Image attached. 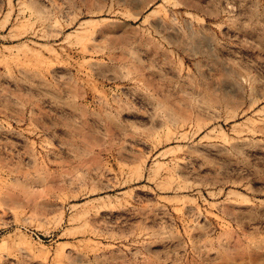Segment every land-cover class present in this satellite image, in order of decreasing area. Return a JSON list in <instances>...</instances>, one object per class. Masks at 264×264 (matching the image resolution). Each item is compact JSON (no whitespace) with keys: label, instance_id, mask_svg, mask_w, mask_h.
Returning a JSON list of instances; mask_svg holds the SVG:
<instances>
[{"label":"rangeland","instance_id":"374dc122","mask_svg":"<svg viewBox=\"0 0 264 264\" xmlns=\"http://www.w3.org/2000/svg\"><path fill=\"white\" fill-rule=\"evenodd\" d=\"M0 264H264V0H0Z\"/></svg>","mask_w":264,"mask_h":264}]
</instances>
